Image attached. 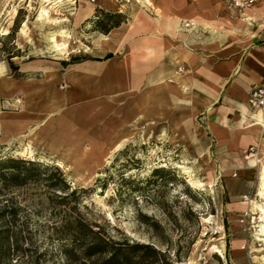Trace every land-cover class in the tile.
Wrapping results in <instances>:
<instances>
[{"label":"rangeland","instance_id":"374dc122","mask_svg":"<svg viewBox=\"0 0 264 264\" xmlns=\"http://www.w3.org/2000/svg\"><path fill=\"white\" fill-rule=\"evenodd\" d=\"M236 1L0 0V77L17 74L21 67H30L32 76L39 78L58 71L63 78L55 95L58 101L65 102L62 107L78 97L83 98L80 109L89 98L96 103L94 112H81L77 122L70 123L76 131L78 127L95 135L96 153H73L71 143L58 147L49 144L48 149L61 151L53 153L23 137L0 147L3 158L57 165L71 190L86 189L67 206L59 203L56 193L60 192H52L45 184L31 183L9 191L8 204L19 207L10 232L18 234L22 247L12 257L13 264H67L62 250L66 241L61 238L63 229L71 227L66 219L73 221L78 214L102 225L115 239L126 236L152 243L173 259L179 254L181 261L176 264H264V220L257 206L264 205V191L260 189L261 173L258 176L250 162L262 158L259 147L250 146L235 158L217 155L196 132L189 135L184 123L176 121L168 107L158 101L143 103V95L153 90L151 75L145 84L136 87L137 77L131 73L124 75L118 69L105 74L104 68L121 66L120 52L109 63H100L103 69L96 74L80 68L96 65L92 62L96 59L95 46L103 41L102 35H107L99 24L105 13L122 16L101 25L122 20L124 25L135 18L140 23L179 18L184 29L197 35L217 20H264V0L243 7ZM105 80L110 89L103 84L100 88L91 85V81ZM121 82L127 83L129 89L122 92ZM154 90L167 96V89ZM22 105L21 98L2 102L4 110H17ZM108 109L106 121L104 111ZM74 128L60 134L72 136ZM124 137L129 140L116 150V143ZM89 149H93L92 145ZM180 165L187 166L190 173ZM260 166L262 172L263 160ZM156 168L170 171L167 182L155 180ZM242 176L248 179V185L235 194L231 179ZM123 178L139 181L142 186L153 178L156 185L133 192L128 187L130 182L125 183ZM118 188L122 189L120 194ZM75 205L76 212L71 208ZM145 216L154 219L159 227L141 220Z\"/></svg>","mask_w":264,"mask_h":264},{"label":"crops","instance_id":"0c3cea01","mask_svg":"<svg viewBox=\"0 0 264 264\" xmlns=\"http://www.w3.org/2000/svg\"><path fill=\"white\" fill-rule=\"evenodd\" d=\"M244 20L239 17L217 20L207 25L206 32L197 35L191 29H184L179 18L142 23L135 18L104 33L107 39L94 49L96 59L92 62L96 65L80 68L96 74L103 69L100 63H109L120 52L121 66L104 68L105 74L118 72V69L124 75L131 73L137 77L136 87L145 84L151 75L153 90L143 95V103L158 101L168 107L174 119L184 123L189 135L191 131L196 132L202 143L214 148L223 159L228 154L235 158L244 149L258 146L264 162V147L259 144L260 127L255 111L248 104L250 91L264 83V20ZM108 54L112 57H107ZM62 78L58 71L44 78L33 77L30 67H21L17 74L0 77V147L23 137L41 148L71 143L73 153L97 152L95 135L78 127L76 131L75 125H70L77 122L81 112H94L96 103L89 98L87 105L80 109L83 98L78 97L62 107L65 102L58 101L55 95ZM102 84L105 89L111 88L107 80L91 81L95 88ZM125 84H120L122 92L129 89ZM161 88L168 90L167 96L164 92L158 95L154 90ZM16 98L22 99L20 109L2 108L3 99ZM109 111H104L106 121ZM72 128V136L60 134ZM128 140V137L122 138L115 149ZM250 162L259 176L261 166L256 159ZM231 180L236 187L235 194L248 185V179L243 176Z\"/></svg>","mask_w":264,"mask_h":264},{"label":"trees","instance_id":"16d2710c","mask_svg":"<svg viewBox=\"0 0 264 264\" xmlns=\"http://www.w3.org/2000/svg\"><path fill=\"white\" fill-rule=\"evenodd\" d=\"M116 16H122V14L105 13L104 21L99 22L100 30L108 33L111 29L120 26L123 20L113 21L110 25H101L105 20ZM107 57H112V55L108 54ZM169 172L164 168H156L153 176L156 177L155 180L161 179L167 182ZM155 180L147 179L146 185L142 186L139 181L123 178L125 183L130 182L128 187L133 192H142L152 183L156 185ZM31 183L45 184L52 192H60L56 193L57 198H59V203L65 206L78 193L86 191L84 188L71 190V185L64 172L57 165L33 159L0 156V264H13L12 257L22 250L20 237L16 232L13 235L11 233L12 225L18 218L19 207L8 204L11 199L8 198L9 191ZM106 184L102 185L103 189L106 188ZM117 190L120 194L122 189ZM71 208L74 212L77 211L76 205ZM141 220L153 227H159L151 217L145 216ZM65 222L71 225L70 228L63 229L64 235L61 238L66 241L62 250L67 264H176L181 261L179 254H175L176 258L173 259L167 251H163L152 243L131 240L126 236L119 240L115 239L105 232L102 225L90 222L82 215L78 214L73 221L66 219Z\"/></svg>","mask_w":264,"mask_h":264},{"label":"built area","instance_id":"2783aa9c","mask_svg":"<svg viewBox=\"0 0 264 264\" xmlns=\"http://www.w3.org/2000/svg\"><path fill=\"white\" fill-rule=\"evenodd\" d=\"M95 1V0H93ZM255 0H237V6H250ZM249 107L256 113V121L264 127V83L254 87L248 98Z\"/></svg>","mask_w":264,"mask_h":264},{"label":"bare ground","instance_id":"6f19581e","mask_svg":"<svg viewBox=\"0 0 264 264\" xmlns=\"http://www.w3.org/2000/svg\"><path fill=\"white\" fill-rule=\"evenodd\" d=\"M118 34V33H117ZM109 35V34H108ZM117 36V35H116ZM103 39H107V35H102ZM110 37H113V36H110ZM116 38V37H115ZM114 38V39H115ZM100 40V39H99ZM113 40V39H112ZM116 40V39H115ZM119 40V39H118ZM58 44V43H57ZM3 75V74H2ZM257 125L260 127L259 128V144L262 145L264 147V127L260 124V122L257 121ZM257 147V146H255ZM261 160L262 158H256V161L257 163L260 165L261 163ZM182 168L185 169V171L189 172L190 173V169L187 167V166H183V165H180ZM261 173V182H260V189H261V192L264 191V170ZM194 182H198L200 184H202V182L200 180H197V179H194ZM260 207V210L262 212V215H261V220H264V205H257ZM261 226H262V232H264V221L263 223H261Z\"/></svg>","mask_w":264,"mask_h":264}]
</instances>
